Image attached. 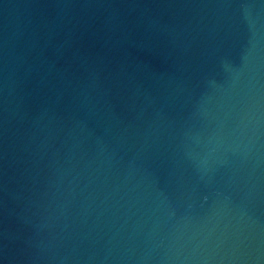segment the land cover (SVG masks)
I'll use <instances>...</instances> for the list:
<instances>
[{"label":"water","instance_id":"1","mask_svg":"<svg viewBox=\"0 0 264 264\" xmlns=\"http://www.w3.org/2000/svg\"><path fill=\"white\" fill-rule=\"evenodd\" d=\"M0 264H264V0H0Z\"/></svg>","mask_w":264,"mask_h":264}]
</instances>
